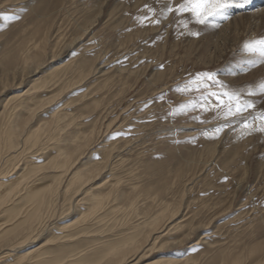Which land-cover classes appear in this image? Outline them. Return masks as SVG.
I'll return each instance as SVG.
<instances>
[{
  "label": "rangeland",
  "instance_id": "374dc122",
  "mask_svg": "<svg viewBox=\"0 0 264 264\" xmlns=\"http://www.w3.org/2000/svg\"><path fill=\"white\" fill-rule=\"evenodd\" d=\"M119 1L127 6L92 23L96 0H0V182L15 188L0 235L21 232L1 264H29L22 254L42 245L45 263L103 264L157 216L156 243L129 264H264V98L247 91L264 82V65L245 47L259 40L243 42L264 32L257 21L221 32L264 6L201 25L168 11L178 0ZM32 56L43 60L34 75L2 83ZM225 92L255 107L229 116ZM2 127L23 138L10 158ZM103 162L84 194L69 185ZM35 187L44 194L27 203ZM90 194L101 199L85 217Z\"/></svg>",
  "mask_w": 264,
  "mask_h": 264
},
{
  "label": "bare ground",
  "instance_id": "6f19581e",
  "mask_svg": "<svg viewBox=\"0 0 264 264\" xmlns=\"http://www.w3.org/2000/svg\"><path fill=\"white\" fill-rule=\"evenodd\" d=\"M177 2L182 3L183 1L182 0H178ZM94 6L96 7L95 9L97 11H96L95 15L91 16L92 17V21H91L92 23H96V21L99 18H101L103 14H104L103 16L105 18H106V16H107V18H113L115 12H118L119 8L122 7V6L126 7L127 4H126V1L125 2H120L119 0H96V4ZM260 6H264V0H252V3L250 5H245L242 9L238 7V9H236V10L233 9V8H230L228 10V13L234 14L235 12H237L238 14H240L242 11H246V9H252V7L256 8V7H260ZM234 8H236V7H234ZM102 9H103V11H102ZM180 14H179V16H180ZM233 21H232L233 22V26L226 25V27L224 26L225 29H223L221 32H223V31L225 32L226 31L225 34L227 36L232 35V34H236L240 30L245 31V29H247V25L252 26V25H254V22L257 21V22H260V24L262 26V27L260 26L261 29H259V31L261 30L259 32V34H260L262 31L264 32V8L261 9V10H258L257 12H253L252 14H249V15L248 14L247 15L246 14H240V15L236 16L233 19ZM88 31H89V28L84 29V34H86ZM253 38H255V39H253ZM251 40L252 41L253 40L254 41L255 40H264V33L260 34V35L256 34L255 37H250V39L245 38L243 40V42L250 43ZM42 65H43V60L41 58H39V57L36 58L34 56L27 58L23 66H19V64H15V65H13V67L8 65L9 67H7V71L5 72V74H3L4 76L2 77L1 81H2V83L5 84V83H9V81L12 82V80H17L18 78H21V77L23 78L24 77L23 74L27 75V76L28 75H30V76L34 75L38 71V69L40 67H42ZM92 71H94V69L89 71V73L92 74ZM97 71H98V69H97ZM100 72H101V70H100ZM80 73L84 74L83 72H80ZM82 76L83 75H80V78H82ZM258 76H260V71H258L255 75H253V77H258ZM255 89L257 91H255L254 94H258L257 96H259V98L260 97L264 98V94H261L259 92V90H258L259 89V83L257 84V86H255ZM31 101L35 102L34 106H37L39 103L42 102V100L35 101L34 99H32ZM23 109L25 111H27L28 113L29 112L31 113V112L34 111L32 108L29 107V105H27V106L25 105V107L23 105ZM5 111H6V108H4L3 113ZM39 129L41 131L42 130V126L39 125L38 128L36 129V131L39 130ZM1 130L3 132L1 136L4 137V142H6L7 146H10L8 149L5 150L4 153L7 156H9V158H10L11 157V155H10L11 151H18L19 149H21L20 144H23V142H22L23 138L21 140L19 138V136H20L19 134L15 138L12 134H8L9 131L8 130L5 131L3 127L1 128ZM36 135H37V132L34 131V134H32V137H33L32 141H34V142H38V138H37ZM20 137H22V135ZM213 146H215V145H213ZM67 162L68 161L64 160V161L60 162V164L58 163L56 168H58V169L63 168L64 169L66 167V165H67ZM32 163H34V162H32ZM105 167H107V165L103 162L102 164L96 165L93 168H88L86 171L81 170L80 172L75 173L71 177L69 185L74 186L75 190H79L78 194H80V193L84 194L82 188L83 187L85 188L86 186L90 185L88 183H90L92 180L93 181L97 180L98 177L104 173V168ZM34 171L35 172H40L42 170L36 169ZM79 180H81V183L77 184V182ZM24 181H26L25 176H21L20 177V181L18 182L17 185L18 186L21 185ZM76 185H79V186H76ZM4 187H5V182L4 181L0 182V209H1L2 205L6 204V200L15 191V188L5 189ZM43 194H44L43 190H40L39 187H35L34 189H32L29 192V194H28V196L26 198V202L30 203L33 200H37L38 201V197H40ZM90 195L91 196H89L88 198H91V200L94 203L90 207L88 213L86 212L87 214L85 215V217H87V216H89L91 214H95V212H96L95 205L101 199L100 198L101 194H98V195L90 194ZM81 200L84 201L85 199H81ZM80 201H79V203H80ZM16 211H18V210H16ZM2 213H5V209L0 210V214H2ZM160 221H161L160 217L157 216L155 218V220L153 221V223L150 224V227L153 228L152 232L154 234H155V232L157 233V229H155V228L157 227V223H160ZM72 224H68L67 226H70ZM2 226H3V224H2V221L0 219V228ZM34 227L35 226H33L32 228L34 229ZM64 228H66V227H61L60 230L62 231ZM19 229H20V227H18L17 229H13L12 233L18 231ZM9 230H12V227L9 228L8 231H3L1 233V235H0V256L2 255L3 251H6L8 248H10V249L13 248L14 244L17 243L16 242L17 241V237L21 234V232H20V233H15V234H12V235H8V234H10ZM38 230H39V228L34 230L33 233H35ZM152 232L150 234H148L147 236H145V238L143 240L141 238H138V235H134L132 237L127 238V240L124 243H122V244H120L118 246L109 248V251L105 254V258H104L105 261H104L103 264H129V263H132L133 261H135L137 259L138 255L142 251H144L148 246L154 245L153 242L156 243V239L158 237L155 238L154 236H152ZM26 237H28V236H26ZM42 246L36 248V250L30 251V252L28 251V252L22 254V256H21L22 258L21 259H26L27 256H32L31 257L32 260L29 262V264H73V263H65V261H63L62 259L55 260V261L52 259V260L47 261L48 263H45V259L41 258L39 256V254H35V253H37L38 250H40L42 248ZM255 250H259V249H253V250H251L250 253L251 254H253V252L257 253V251H255ZM248 256H249V252H248ZM8 257L9 256H8L7 253L4 254L3 257H0V264L2 263L3 260H5ZM241 259H244V257L242 256ZM185 261H186V259H185ZM168 262L172 263V262H175V260H174V258L171 257V259ZM178 262H181V261H178ZM239 262H240V260L238 262L236 261L235 264H238ZM156 263L157 262H155L154 264H156ZM242 264H244V263H242Z\"/></svg>",
  "mask_w": 264,
  "mask_h": 264
},
{
  "label": "snow or ice",
  "instance_id": "6c2138e0",
  "mask_svg": "<svg viewBox=\"0 0 264 264\" xmlns=\"http://www.w3.org/2000/svg\"><path fill=\"white\" fill-rule=\"evenodd\" d=\"M251 3L252 0H184L175 9L169 7L168 11H176L181 14L190 13L197 24L206 25L217 18L228 19L227 11L232 7L243 8L245 5H250ZM193 34L198 35L199 33ZM245 47L246 50L254 52L257 56V59L253 61V66L257 64L264 65V40L252 42ZM209 78L211 79V77ZM258 90L261 94H264V82L259 85ZM247 91L248 95H254L252 89H248ZM224 95L229 99L227 106V114L229 116L242 114L248 109L255 107L251 102L241 101L240 93L225 92ZM232 101H235L234 106ZM261 119H264V115H262ZM245 127H248V125L245 124ZM216 131L219 132L221 129H217ZM259 131L264 132V126H261Z\"/></svg>",
  "mask_w": 264,
  "mask_h": 264
}]
</instances>
